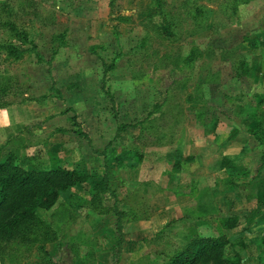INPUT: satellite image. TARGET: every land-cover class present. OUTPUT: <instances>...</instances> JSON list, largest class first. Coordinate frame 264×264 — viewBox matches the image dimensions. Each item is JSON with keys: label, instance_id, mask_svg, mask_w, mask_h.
<instances>
[{"label": "rangeland", "instance_id": "rangeland-1", "mask_svg": "<svg viewBox=\"0 0 264 264\" xmlns=\"http://www.w3.org/2000/svg\"><path fill=\"white\" fill-rule=\"evenodd\" d=\"M11 44L22 53H8ZM25 101V118L0 128V157L12 152L26 168V157L59 162L90 178L38 210L54 229L60 222L47 255L2 242L0 264H165L188 235L225 236L226 256L264 264V144L251 133L264 127V0H0V107ZM121 122L129 126L116 135ZM213 132L235 144L230 166L210 176L196 154L221 159L205 152ZM201 139L207 147L196 151ZM171 151L194 158L181 159L177 180ZM106 162L109 211L100 214L89 200ZM196 177L206 185L197 201L179 193Z\"/></svg>", "mask_w": 264, "mask_h": 264}, {"label": "trees", "instance_id": "trees-1", "mask_svg": "<svg viewBox=\"0 0 264 264\" xmlns=\"http://www.w3.org/2000/svg\"><path fill=\"white\" fill-rule=\"evenodd\" d=\"M110 4H113V1H110ZM163 28L165 33L171 35L168 23L163 25ZM64 34H58L52 40L54 43L57 42L58 48L66 45ZM250 44L253 46L256 44V41H250ZM7 48L8 53H22V50L17 49L12 44ZM57 49L52 50L53 56L56 54ZM53 56L50 60L45 61L44 56L39 51H36L38 60L45 61L48 64L52 62ZM194 58L195 50L193 49L185 57L184 62L191 64ZM112 67L113 63L109 65L104 64V70L106 71ZM236 76L238 77L239 74ZM160 107V104H156L148 116L153 114L155 110H159ZM255 114L256 112L252 111V115ZM148 116L144 120L139 121L138 124H141L142 128L145 127L143 125L149 119ZM75 117L74 114L72 118L75 119ZM257 123L259 131L252 130L251 133L260 144H264V128L261 122ZM128 126L129 124L121 122L117 127L116 135ZM79 132L81 133V131ZM176 156V151H171L164 155L165 160L173 159V170L178 169L181 159L185 161L193 159L192 155L174 158ZM107 162L105 163L106 171L93 186L89 200L91 209L100 214H105L109 211V208L103 207L104 194L107 191L111 192L108 185ZM25 163L29 166L28 168L20 164L16 155L12 152L8 153L5 157H0V243L18 241L23 244H36L38 250L47 255L45 244L55 239L56 229L59 228L60 222L55 221L56 228L54 229L50 223L38 216V210H50L57 203L63 192L77 184L87 182L90 175L80 169L63 166L59 162H53V164L48 166L45 160H36L34 157H26ZM218 166L225 168L229 167L230 163L227 158L223 157L220 159ZM256 215L257 212L251 214V216ZM261 218L264 220V216ZM65 220L66 214L63 221ZM248 221L251 222V217ZM117 224L121 231V224L119 222ZM229 226H233V223L229 222ZM123 241L124 238L120 234L118 249L121 248ZM229 244L230 241L225 236L188 235V237L183 238L181 248L170 255L165 264H242L241 255L236 254L234 257L226 256L225 251ZM261 246L264 253V235L261 237Z\"/></svg>", "mask_w": 264, "mask_h": 264}, {"label": "crops", "instance_id": "crops-1", "mask_svg": "<svg viewBox=\"0 0 264 264\" xmlns=\"http://www.w3.org/2000/svg\"><path fill=\"white\" fill-rule=\"evenodd\" d=\"M56 60H57V58H56ZM29 106H30V103L29 102H20L19 104L17 103V104H12V103H10V104H7L6 106H2V107H0V128H2L3 130H5L6 128H8L9 126H11L12 124H14V123H16L17 121H19V120H23V118H25V115H26V109L27 108H29ZM20 118H22V119H20ZM264 128V127H263ZM229 131L231 132V134L233 133V130L232 129H229ZM227 135H230V134H227ZM226 135V136H227ZM225 136V135H224ZM208 138H211V139H208V140H210L209 142H210V144L212 145V148H208V150H207V145L205 144V143H203L202 142V139L201 140H198V141H196V143H194V145L197 147L196 148V151L197 150H200V149H204V148H206L205 149V152H207L208 151V153H209V157L211 158V159H213V157H218V155L220 154V158L222 159L223 157L224 158H227L226 156H230V155H232V152H229L230 151V149H231V146L232 145H234L235 144V142L234 143H232L231 144V139H223V140H221V139H218L219 138V135L216 133V132H213V133H211L210 135H209V137ZM203 141H204V139H203ZM226 141L228 142V143H226ZM233 142V141H232ZM231 144V145H230ZM190 146H189V144L188 145H185V150H188L189 151V148ZM175 148H177V147H175ZM179 148H180V146L178 145V150H179ZM183 148V147H182ZM215 148V149H214ZM211 149V150H210ZM220 149H222V153H220ZM180 152L181 153H183V150L182 149H180ZM201 152H199V154H196V158H198V160L200 159V162L202 163V166H204L205 167V169H204V171H206L207 173H209V175L210 176H212V174H214V176L215 175H218L219 174V172L221 171V169H219V166H218V163L220 162V160H218L217 161V163H210V164H207V162H206V160H205V158H206V156L204 155V156H202L201 154H200ZM184 154V153H183ZM186 155H189V153L188 154H185V156ZM262 156L264 157V153L262 154ZM194 159V158H193ZM192 159V160H193ZM239 159V158H238ZM230 161H234V160H230ZM216 164H217V166H216ZM173 170V169H172ZM174 171V173H175V175L176 176H174V179L175 180H177V178L181 175V174H183L182 172H181V169L178 167V169L177 170H173ZM162 174V173H161ZM163 174L164 175H171V173H169V171H164L163 172ZM171 176H173V174L171 175ZM220 178V177H219ZM215 180H218L217 178L215 179ZM220 180V179H219ZM189 181L190 182H188V183H185L183 186H187L186 184H188L189 185V188H188V192H182V191H180L179 193H183V195L184 194H186V196H192L193 198H196V201H197V196L199 195V196H201V193H202V191H203V193H204V195H205V192H204V187L206 186V185H200V181H201V178H199V177H196L195 179H193L192 180V178L191 179H189ZM198 182H199V185L200 186H198ZM214 185L216 184V185H219V182L218 181H215L214 183H213ZM213 185V186H214ZM176 187V186H175ZM191 189H192V192H191ZM201 192V193H200ZM195 193H196V195H195ZM188 194V195H187ZM193 194V195H192ZM196 201H195V203H196ZM152 216V215H151ZM153 217V216H152ZM149 220V219H148ZM144 221H146V220H144ZM123 232V231H122ZM122 236H123V233H122ZM123 238H124V236H123ZM124 241H125V238H124ZM123 241V242H124ZM122 242V243H123Z\"/></svg>", "mask_w": 264, "mask_h": 264}]
</instances>
